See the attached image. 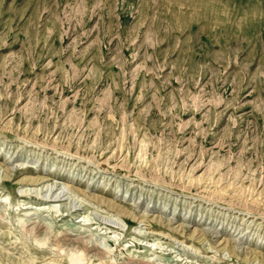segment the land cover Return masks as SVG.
I'll return each mask as SVG.
<instances>
[{"label":"rangeland","instance_id":"1","mask_svg":"<svg viewBox=\"0 0 264 264\" xmlns=\"http://www.w3.org/2000/svg\"><path fill=\"white\" fill-rule=\"evenodd\" d=\"M263 258L264 0H0V264Z\"/></svg>","mask_w":264,"mask_h":264},{"label":"bare ground","instance_id":"2","mask_svg":"<svg viewBox=\"0 0 264 264\" xmlns=\"http://www.w3.org/2000/svg\"><path fill=\"white\" fill-rule=\"evenodd\" d=\"M6 179V181L7 180H9L10 179V175L8 176V175H6L5 176V178H4V180ZM50 180H52L53 181V184H54V179H52L50 176H25V177H23L22 178V180L20 179V184H23V185H31V186H41V188H43L45 185H47V184H45L47 181H50ZM67 187H71V188H74L73 186H71V185H66ZM53 187H54V185H53ZM53 188H51V190H52ZM57 189H58V187H57ZM56 189V190H57ZM55 192V191H54ZM87 197V199H89V200H91V201H95L96 203H98L99 205H102V206H104V207H106V209L108 210V211H110V212H113L114 214H117V215H119L120 217H122V218H125V219H127V218H129V214L130 213H128L127 211H125L124 209H121L120 207H118L116 204H114L113 203V201L112 200H110V199H107V198H104V196L102 197V196H99V195H95V193L94 194H91V195H88V196H86ZM62 198V197H61ZM61 198H59V199H52V200H50L49 202H57V201H62L61 200ZM61 203V202H60ZM27 208H33L32 206H29V207H27ZM57 208V207H56ZM72 206L70 205V204H68V203H61L60 205H59V209H57V211H61V212H63V214L65 213V212H69V213H71V214H74V213H72ZM83 209V208H82ZM84 209H86V208H84ZM87 210V209H86ZM73 212H77V210L76 211H73ZM146 214V213H145ZM149 220V219H148ZM180 225V224H179ZM178 225V226H179ZM176 228V227H175ZM179 229V228H178ZM176 230V229H175ZM163 234H164V232H163ZM181 234V233H180ZM170 235V234H169ZM202 235L203 234H200L199 232L197 233L196 231H194L193 232V234L191 235V237H189L190 239H192V240H202ZM58 238H53V242H52V244H56L55 242H56V240H57ZM58 241V240H57ZM64 242V241H63ZM200 242V241H199ZM39 243H42V242H39ZM59 243V242H58ZM65 243V242H64ZM81 244L82 245H85V244H83L82 242H81ZM57 245V244H56ZM218 246L219 247H221V248H225V247H227V243H226V240H223L222 242H220L219 244H218ZM218 247V248H219ZM86 250L88 249V247L86 246V247H84ZM49 249H51V247L49 248ZM47 251V250H46ZM79 251V250H78ZM47 252H51V251H47ZM84 253H82V255H83ZM234 257H237V255L234 253ZM254 258H257L256 256H254ZM250 259V258H249ZM261 259V258H260ZM245 260V259H244ZM78 261H79V259L77 260V262H75V260L74 259H72V264H81V262L83 261V260H81L80 261V263H78ZM262 261L264 262V258L262 259Z\"/></svg>","mask_w":264,"mask_h":264}]
</instances>
